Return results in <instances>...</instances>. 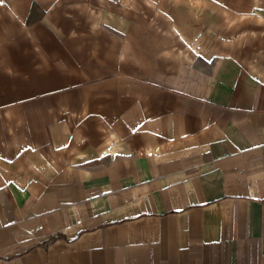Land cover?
<instances>
[{"label":"crops","instance_id":"crops-1","mask_svg":"<svg viewBox=\"0 0 264 264\" xmlns=\"http://www.w3.org/2000/svg\"><path fill=\"white\" fill-rule=\"evenodd\" d=\"M0 264H264V0H0Z\"/></svg>","mask_w":264,"mask_h":264}]
</instances>
